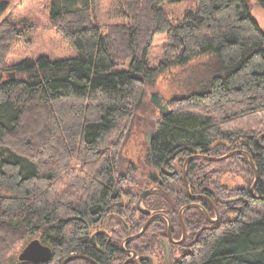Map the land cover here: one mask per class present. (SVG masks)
Masks as SVG:
<instances>
[{
  "label": "trees",
  "instance_id": "16d2710c",
  "mask_svg": "<svg viewBox=\"0 0 264 264\" xmlns=\"http://www.w3.org/2000/svg\"><path fill=\"white\" fill-rule=\"evenodd\" d=\"M181 1L115 0L124 21L100 26L93 19L94 0H50V23L74 56L39 55L3 65L14 77L0 75V264L13 259L18 242L26 245L35 235L51 247L50 258L41 263L17 258L11 264H61L73 254L98 264H122L126 250L158 258L164 217L122 241L154 213L169 216L172 230L180 208L192 202L215 214L206 197L217 209L219 198L199 171L223 161L249 167L245 154L189 160L190 192L203 195L200 199L189 197L182 164L191 155L217 157L235 150L251 156L258 172L254 190V176L229 190L235 196L228 210L233 215L213 222L200 208L184 209L190 250L180 264H264V200L255 196L264 195V30L251 15L250 0H196L195 8L172 24L161 5ZM254 2L264 9V0ZM7 7L0 0V18ZM27 27L3 18L0 52L23 38ZM157 33L165 34L164 58L151 66L147 55ZM194 59H202L198 89L174 98L153 122L146 163L160 175L154 192L140 198L123 188L135 183L129 178L134 168L126 165V173L121 168V131L128 132V122L137 116H147L146 89L161 72ZM72 153L81 156L79 173L68 170ZM63 178L67 193L58 187ZM257 201L263 204L259 212ZM96 225L103 232L92 241L90 229ZM157 260L163 264L161 256ZM64 264L93 263L73 258Z\"/></svg>",
  "mask_w": 264,
  "mask_h": 264
},
{
  "label": "rangeland",
  "instance_id": "374dc122",
  "mask_svg": "<svg viewBox=\"0 0 264 264\" xmlns=\"http://www.w3.org/2000/svg\"><path fill=\"white\" fill-rule=\"evenodd\" d=\"M3 1L8 2V7L4 14L1 16L0 22L3 20V18H6L9 21L16 20L24 22L28 27L25 28L23 38L11 42L8 50L7 48H4L0 52V75L2 77H14V75H11L12 72L2 70L3 65L9 66L26 57L34 58L39 55H46L52 59H59L74 56L75 52L71 48L70 44L59 33H57L56 29L50 23V0ZM114 1L115 0H94L93 19L100 26L120 23L124 21L123 17H121L119 8H117ZM250 1L251 15L256 19L259 27L264 30V9L257 6L254 0ZM196 4V0H182L181 2L176 3L165 2L161 5V7L167 13L170 22L172 24H176L182 17V15L187 10L195 8ZM165 43L166 38L164 33H157L154 35L147 55L149 65L156 66L164 58L163 54ZM201 60L202 59H194L183 66H174L168 68L159 74L152 86L147 87L146 101L151 106V109H148L147 116H137L136 118L128 122V132H126V129L121 131L122 133L124 132L125 136L124 143L122 145V151L120 153L121 168L122 171L126 170V165H130L132 168H134L131 170L129 178L135 183V185L137 184V187H135V185L131 184L129 181L125 182L123 184L124 189L132 190L133 193L137 192L138 195H140V193L146 190H150L152 189V187H155L156 184L151 179L153 177L156 178L160 175L159 170L148 166L146 163V144H148L146 142V138H151L154 129L153 122H155L160 115V111L149 102L151 93L158 92L159 95L163 97L165 103L167 104V107L170 108L171 106H173L174 98L184 96L191 91H196L199 87L198 84L200 82L198 81L200 77V70L198 68L200 66ZM119 132L120 131H118V133ZM15 142H18L22 147L23 141L21 139H17V141ZM69 157L70 159L68 160V170L79 173V168L82 165L81 156L73 154V156ZM245 158L249 162V167L242 166L237 161H223L221 163L209 166L210 168L204 167V169L199 171V178L201 177V175H203V178L206 177L210 179L209 182L207 181L204 184L206 187L213 188L219 198V211L211 201L214 207L215 214H211L205 208H203L205 209L208 217L210 219H213V221H216L220 216L223 218L227 215H233V213L228 212V210L229 207L234 208L235 205L231 204V201L233 200V198H235V196H233L232 192L229 190L236 189L239 186L245 185L247 182L250 183L252 181V177L254 176V169L252 168L249 158L246 155ZM85 162L87 164L85 168H89L92 165V160H90V158H87V161L85 160ZM123 172L126 173V171ZM181 178L183 179V164L181 168ZM262 180L264 181V178H262ZM173 184L175 185V182ZM58 187L60 188L61 192L67 193L66 191H68L69 182L67 187L66 178H63L60 181V184L58 183ZM67 199V196L63 197V200ZM123 202L126 203L127 200L124 199ZM262 208L263 204L260 201H257L255 204V211L259 212ZM221 211L222 214L220 215ZM255 211L252 212L253 214H251L249 218L252 219L255 217ZM176 217L177 213L173 214V219H176ZM164 218L166 220L164 228L165 236H161L160 238L161 246L159 245L158 248V256H161L163 258V264H180V258H182L183 253H186L188 250H190V247L185 244L187 243L186 238L190 235V230L185 225L183 218L182 223L184 230H182V223L180 222V219H178L179 221L177 220V222L174 224L175 227H177V231L179 230L178 237H176V228L174 227L175 232H173L171 227V218H169V216L167 215H165ZM205 219L208 220L206 215ZM202 224H204V222H201L200 226ZM152 227H154V225ZM92 228L90 229V231L93 230ZM116 229L118 228L116 227ZM168 236L171 237L172 241H169ZM34 238L39 239V236L35 235L30 239L32 240ZM164 241L168 243L167 258L165 247L163 245ZM171 245L173 246L171 247ZM24 246L25 245L21 246L20 242H18L14 248L15 251L13 255L14 257H12L13 259L6 264H11L15 260H17V256ZM132 252L133 251L131 250L127 251L129 256H127L126 259L132 256ZM158 258L155 257V260L153 259V262L160 264L157 260ZM186 260L188 261V258Z\"/></svg>",
  "mask_w": 264,
  "mask_h": 264
},
{
  "label": "water",
  "instance_id": "95a60500",
  "mask_svg": "<svg viewBox=\"0 0 264 264\" xmlns=\"http://www.w3.org/2000/svg\"><path fill=\"white\" fill-rule=\"evenodd\" d=\"M11 75L13 76L14 74L11 73ZM149 102L154 106L156 107L162 114H166L167 111H168V107H167V104L165 103L163 97H161L159 95L158 92H152L151 95H150V99H149ZM146 142L149 144L150 143V139L146 138ZM239 153H242V154H245L248 158H249V161L252 165V168L254 169V180H253V183L250 187V190L253 192L254 190V186L258 180V172H257V169L256 167L254 166L253 164V161L251 159V156L244 150H235V151H231V152H228L224 155H221V156H217V157H211V156H205V155H200V154H196V155H191V156H188L184 163H183V180H184V183H185V186H186V191L189 195V197L191 198H195V197H202L203 195H193L190 193L189 191V185L187 183V180H186V166H187V163L189 162V160L193 159V158H204V159H207V160H210V161H219V160H223L233 154H239ZM152 191H149V190H146L142 193H140V198H144L146 197V195L152 193ZM257 198L259 199H263L264 200V195H255ZM208 199V201L212 204L211 200L206 197ZM192 207H196V208H200L203 210V212L205 213L206 217L208 218L209 221H213V219H210L207 215V213L205 212V209H203L201 207V205L197 204V203H191V204H187L185 205L184 207H182L179 211V219H180V222L182 223V212L184 209L186 208H192ZM217 213V212H216ZM164 216V214L162 213H156V214H152L148 217V219L145 221V223L143 224L142 228L133 236H130V237H127V239H130V238H135V237H138L141 233H143L145 231V229L147 228L148 224L150 223V221L155 217V216ZM169 228V227H168ZM182 230H184V227H183V223H182ZM95 234H92L91 235V240L94 241V237H95ZM168 239L169 241H172L171 240V237L168 236ZM163 245L165 247V251H166V258L168 257V243L166 241L163 242ZM51 253H52V250H51V247L46 245V244H43L39 239L37 238H34L32 240H30L23 248L22 250L19 252L17 258L19 261H25V262H34V263H41V262H45L47 261L50 256H51ZM136 257V252H132V256L128 259H126L122 264H127L131 259H134ZM73 258H84V259H87L89 261H91L93 264H98L96 263L95 261H93L92 259H90L89 257L85 256V255H78V254H73V255H70L69 257H67L66 259H64L62 261L61 264H64V262L70 260V259H73Z\"/></svg>",
  "mask_w": 264,
  "mask_h": 264
},
{
  "label": "flooded vegetation",
  "instance_id": "af4514ba",
  "mask_svg": "<svg viewBox=\"0 0 264 264\" xmlns=\"http://www.w3.org/2000/svg\"><path fill=\"white\" fill-rule=\"evenodd\" d=\"M155 184H157V182H158V178L156 177V178H152L151 179ZM155 188L156 187H152V189H150L149 191H152V190H155ZM154 192V191H153ZM197 195H200V194H197ZM200 197V196H199ZM199 197H196L197 199H200ZM159 213V212H158ZM154 214H156V213H154ZM156 217H163V216H160V215H158V216H155L154 218H156ZM153 218V219H154ZM152 219V220H153ZM93 230V232H96V235H98V234H101L102 232H103V229H101V227H99V226H94V228H92ZM146 230V229H145ZM174 230V229H173ZM174 232V231H173ZM132 236V235H131ZM128 237H130V236H128ZM128 239H127V237H126V239H124L123 241H122V245H124V243L127 241ZM174 241V240H173ZM135 252V251H134ZM126 253H127V250H126ZM128 254V253H127ZM142 258H145V259H151L152 260V264H157L156 262H153V259L155 260V257L153 256V255H148V254H145V255H141V256H139L137 253H136V257L134 258V259H131L132 261H136V263L137 264H141L140 263V259H142ZM131 260L129 261V262H131ZM124 262V261H123Z\"/></svg>",
  "mask_w": 264,
  "mask_h": 264
}]
</instances>
